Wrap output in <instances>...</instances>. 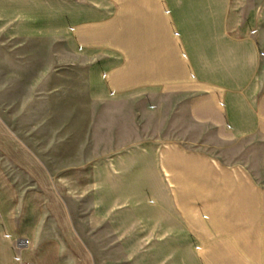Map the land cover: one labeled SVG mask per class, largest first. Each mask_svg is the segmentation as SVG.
Returning <instances> with one entry per match:
<instances>
[{"label":"crops","instance_id":"crops-1","mask_svg":"<svg viewBox=\"0 0 264 264\" xmlns=\"http://www.w3.org/2000/svg\"><path fill=\"white\" fill-rule=\"evenodd\" d=\"M257 18L255 0H14V36L70 39L88 62L91 97L170 98L172 123L249 152L228 160L212 142L177 136L141 139L102 164L106 192L139 202L146 240L166 242L171 264H264Z\"/></svg>","mask_w":264,"mask_h":264},{"label":"rangeland","instance_id":"rangeland-1","mask_svg":"<svg viewBox=\"0 0 264 264\" xmlns=\"http://www.w3.org/2000/svg\"><path fill=\"white\" fill-rule=\"evenodd\" d=\"M255 3L264 70V0ZM89 76L67 37L14 36V0H0V264H19L16 254L32 264H171L166 242L146 240L139 202L106 192L102 164L141 139L177 136L212 142L228 160L250 157L210 128L172 123L170 98L91 97ZM17 237L30 246L17 250Z\"/></svg>","mask_w":264,"mask_h":264},{"label":"built area","instance_id":"built-area-1","mask_svg":"<svg viewBox=\"0 0 264 264\" xmlns=\"http://www.w3.org/2000/svg\"><path fill=\"white\" fill-rule=\"evenodd\" d=\"M7 237H9V235H6ZM15 245H16V249L19 251H22L26 248H28L30 246V240L26 237H17L14 239ZM15 260L19 263V264H32L29 261H26L23 259L21 254H16L15 255Z\"/></svg>","mask_w":264,"mask_h":264}]
</instances>
